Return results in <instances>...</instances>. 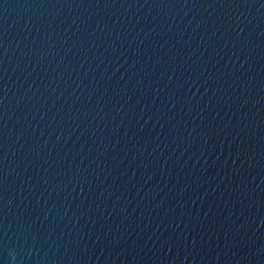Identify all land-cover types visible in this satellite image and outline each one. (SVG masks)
Returning a JSON list of instances; mask_svg holds the SVG:
<instances>
[{
    "label": "water",
    "instance_id": "1",
    "mask_svg": "<svg viewBox=\"0 0 264 264\" xmlns=\"http://www.w3.org/2000/svg\"><path fill=\"white\" fill-rule=\"evenodd\" d=\"M0 264H264V0H0Z\"/></svg>",
    "mask_w": 264,
    "mask_h": 264
}]
</instances>
